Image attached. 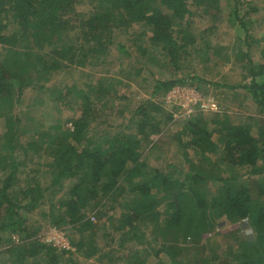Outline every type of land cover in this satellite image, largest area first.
<instances>
[{
	"label": "trees",
	"instance_id": "trees-1",
	"mask_svg": "<svg viewBox=\"0 0 264 264\" xmlns=\"http://www.w3.org/2000/svg\"><path fill=\"white\" fill-rule=\"evenodd\" d=\"M188 1L0 0V264H81L73 254L87 264H145L151 256L154 264H181L180 242L187 239L198 250L196 264H264V78L259 79L264 47L258 48L261 59L253 60L251 50L261 39L250 33L252 18L235 9L240 43L234 61L248 65L250 80L242 87L259 116L234 123L228 114L198 113L184 122L171 138L185 148L189 171L184 175L147 169L141 159L145 147L151 153L158 148L160 141L151 136L172 120L157 103L148 99L138 105L126 131L120 123L108 124L110 113L125 105L120 80L112 84L118 89L104 92V77L94 85L66 84L67 93L59 91L58 98L80 109L70 127L56 122L43 129L33 105L22 117L14 111L25 89L46 88L59 70L96 66L111 55L112 46L130 62L125 76L132 80L142 77L144 62L174 65L188 55L185 62L191 64L194 52L201 62L209 60L207 49L213 53L220 45L209 46L205 35L198 43L190 32L191 17L220 12V0ZM117 32L124 43L113 40ZM190 45L195 51H188ZM199 80L195 73L156 78L152 95ZM68 94L73 103L66 101ZM32 121L30 130L21 126ZM235 168L245 170L250 181L240 180ZM117 209V215L109 213ZM33 211L70 231L69 249L41 240L42 223ZM243 220L249 235L237 237L235 247L205 255L202 238ZM125 247L130 256L118 255Z\"/></svg>",
	"mask_w": 264,
	"mask_h": 264
},
{
	"label": "rangeland",
	"instance_id": "rangeland-1",
	"mask_svg": "<svg viewBox=\"0 0 264 264\" xmlns=\"http://www.w3.org/2000/svg\"><path fill=\"white\" fill-rule=\"evenodd\" d=\"M188 3L192 5L191 0H189ZM202 7L203 5H200L198 8ZM219 8L220 12H215L212 16L211 14H196L191 17L193 23L191 24L190 32L197 37L198 43L201 44V36L205 35L206 40L211 44L209 46L220 45L213 53L211 52V47H209L210 50L207 49V55L209 54L210 57L209 60L201 62L199 58L194 56V52L193 60L188 61L191 62V64H186L185 62L188 60V55L181 58V60L174 65L166 66L160 63L155 65V67H151L148 63L144 62L145 68L142 71V77H137L132 80L125 76L130 62H128L127 58L122 56L119 50H116V47L112 46L114 50H111V55L96 66L84 69L67 68L59 70L51 75L49 82L45 84L46 88L25 89L19 103L14 107L15 113H19L20 115L17 114V116L22 117L21 114L23 109H25L28 104L33 105L34 114L37 115V119H42L39 121H41V127H44L43 129L56 122H60L63 127H70V119L76 118L80 113V109L78 106L76 107V104L67 106L58 98L59 91L67 93L66 84L73 81L79 87L91 83L94 85V81L104 77L107 78L106 84L101 88L104 92V88H110L112 91L113 89H118L117 86L115 87L112 84L115 80H120V82L125 85L122 94L125 105L124 108L120 107L119 112L110 113V116L107 118L108 124L114 128V125L116 127L117 123H120V126L118 125L119 128H123L130 118L132 111H134L138 105L148 99L157 103L164 111L171 114L172 120L164 124L162 131L158 135L155 134L151 136L157 139V141H160V143L158 142V148H155L151 153L150 150H148L149 147H145L141 159L145 162L147 169H160L163 172L177 170L180 175H184L189 171V163L185 158V148L171 140L174 134L181 129L184 122L198 113L218 116L228 114L234 123L247 120L249 119L248 117L259 116L250 95L242 87L248 84L250 80V77L245 75L248 65L243 66L244 60L234 61V53L240 43L235 22L237 16L234 15V12L236 9L239 12V16H246L244 19L252 18L255 21L253 32L251 31L250 33L253 34L255 40H261L254 44L255 47L251 50L250 54L253 60L261 59V52L258 51V48L264 47V40L262 39V37H264V0H240L239 6H236V0H220ZM192 9L195 10V7H192ZM138 27L141 28V26ZM113 40L117 43L119 41L124 43L125 38L121 32H117ZM179 40L185 43V37L180 36ZM188 51H195L194 46L190 45ZM193 73L200 79L199 81H194V85L177 84L164 94L152 95L156 78H158V80H165L173 76L175 78L188 77L193 75ZM143 77L145 81L141 84L140 79ZM263 78L264 77L259 79L261 80ZM226 85L227 87L228 85L238 86L235 88H227ZM49 86L51 87L52 95H50ZM179 87L194 89L196 92L193 96H187L184 91H179V89H177ZM66 97L68 103H73L74 96L72 94H68ZM185 97H189V99H185ZM212 104L217 108L211 109ZM37 119L35 117V121H38ZM261 119L264 120V117ZM35 121L22 123L21 126L28 127L30 130L33 128L32 125ZM255 127L254 125V131ZM3 130L4 123L3 120L0 119V135ZM124 130L126 131L127 129L125 128ZM186 152L189 157H194L195 159L196 157L199 158L197 155L195 157L190 150ZM155 155H159L160 158L157 159ZM211 157H214V155H211ZM220 171L224 177L228 175L225 171ZM235 171L240 175V180L250 181L245 170H238L235 168ZM215 188L216 183L212 182L211 189L214 190ZM36 212L33 211L34 220L36 222L41 221L42 223V232H40L41 234L39 236L41 240L46 243H52L57 247L68 246L69 248L68 234H70V231L56 227L48 223V221L46 223V218ZM109 213L117 215L119 210L117 209L114 212L110 211ZM220 225L223 226L224 223ZM246 234H250V229H248L245 220L235 224H228L221 229L216 228L209 236L202 238V248L206 256L212 257L223 248H227V245H233L235 247L237 245L235 243L237 237ZM149 238L152 239V237ZM72 239L75 240V236H72ZM187 240L186 243L180 242L181 246L184 247L180 256L182 259L181 264H196L198 250L190 248V246H193V240ZM103 242L102 239L98 240L100 245ZM152 244L153 246L157 245V243L154 242ZM114 245V247H117L116 243ZM136 246H138V244H136ZM118 249V255L130 256L129 250L126 247ZM71 250H74V248H71ZM73 258L76 261L79 259L81 264H87L74 254ZM156 260V258L151 256L145 264H154Z\"/></svg>",
	"mask_w": 264,
	"mask_h": 264
},
{
	"label": "built area",
	"instance_id": "built-area-1",
	"mask_svg": "<svg viewBox=\"0 0 264 264\" xmlns=\"http://www.w3.org/2000/svg\"><path fill=\"white\" fill-rule=\"evenodd\" d=\"M177 89H179V91H184L185 92V94L188 96H193V94L196 92L194 89H187V87H185V88H177ZM185 99H189V97H185ZM192 102V101H191ZM195 102V101H194ZM215 108H217L214 104H212L211 105V109H215ZM54 245V244H53ZM63 247H66L67 249H69L68 248V246H63Z\"/></svg>",
	"mask_w": 264,
	"mask_h": 264
}]
</instances>
